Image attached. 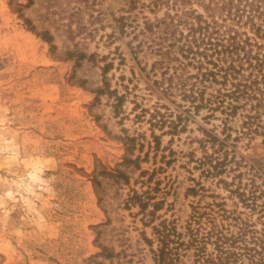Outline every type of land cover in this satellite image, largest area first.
<instances>
[{
	"label": "rangeland",
	"instance_id": "374dc122",
	"mask_svg": "<svg viewBox=\"0 0 264 264\" xmlns=\"http://www.w3.org/2000/svg\"><path fill=\"white\" fill-rule=\"evenodd\" d=\"M238 1L0 0V264H152L150 222L213 203L250 213L237 187L264 203V138L194 113L176 77L168 91L180 60L155 51L172 41L156 20L186 33ZM204 132L227 151L217 177Z\"/></svg>",
	"mask_w": 264,
	"mask_h": 264
},
{
	"label": "trees",
	"instance_id": "16d2710c",
	"mask_svg": "<svg viewBox=\"0 0 264 264\" xmlns=\"http://www.w3.org/2000/svg\"><path fill=\"white\" fill-rule=\"evenodd\" d=\"M195 21L188 22L184 33L175 24L182 22L174 21L169 14L156 20V27L164 26L158 28L164 33L163 40L172 41L155 51L169 61L180 60V73L173 66L174 72L166 79L168 91L172 92L176 77L175 89L194 113L205 109L207 117L217 112L222 116V133L229 129V121L239 118L238 134L264 138V0H240L236 6L229 3L219 21L208 22L200 16H195ZM187 66L195 73L181 74ZM204 134L200 145L205 149L208 144L212 153H205L209 166L202 171L217 177L226 171L227 151L224 148V157H218L224 144L216 136ZM229 137L225 134L224 139ZM239 189L229 193L250 213L257 211L256 220L249 217L250 213L242 215L226 210L223 203H213L192 207L182 226L175 220H161L153 226L150 222V238L143 233L141 236L152 264H264V203L256 204L254 190L246 194ZM146 206L139 204L141 211ZM96 256L114 257L105 249Z\"/></svg>",
	"mask_w": 264,
	"mask_h": 264
}]
</instances>
